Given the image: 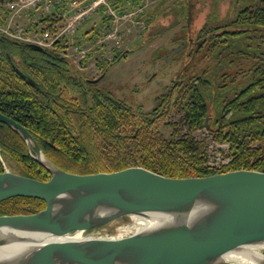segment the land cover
I'll list each match as a JSON object with an SVG mask.
<instances>
[{
    "label": "trees",
    "instance_id": "trees-1",
    "mask_svg": "<svg viewBox=\"0 0 264 264\" xmlns=\"http://www.w3.org/2000/svg\"><path fill=\"white\" fill-rule=\"evenodd\" d=\"M6 1L0 0L1 26L11 13L3 8ZM137 3L141 0H130L126 7L123 0L111 2L119 13ZM58 9L56 6L53 13L39 20L46 22L48 30L57 28ZM110 19L104 16L102 22ZM39 21L30 23L25 34L34 31ZM88 34L94 39L99 31L91 27L83 36ZM194 38L189 60L207 45L215 64L197 74L178 77L157 97L155 108L143 111L86 79L72 64L64 51L79 43L76 37L58 38L51 47L37 49L0 33V112L25 126L46 157L69 172L87 174L142 166L180 178L236 169L264 171V0H233L221 20L213 21L208 14ZM91 55L87 52L81 65ZM122 55L119 51L114 59ZM243 61H247V68ZM232 68L245 69L237 71L243 75L239 82L226 72ZM209 104L216 113L214 118ZM173 113L180 114L182 123L170 121ZM208 119L212 121L207 123ZM200 127L214 131L218 141L228 143L231 160L225 167L214 169L206 164L203 142L190 135ZM0 151L17 162V173L40 180L50 178L31 157L20 135L2 122ZM3 170L0 160V172ZM44 207L39 198L14 196L0 201V215L29 214Z\"/></svg>",
    "mask_w": 264,
    "mask_h": 264
},
{
    "label": "water",
    "instance_id": "water-1",
    "mask_svg": "<svg viewBox=\"0 0 264 264\" xmlns=\"http://www.w3.org/2000/svg\"><path fill=\"white\" fill-rule=\"evenodd\" d=\"M0 122L20 135L31 157L50 174L40 180L7 169L0 172V201L24 196L45 202L34 213L0 215V264H236L223 255L264 243L262 170L180 178L142 166L69 172L46 157L25 126L2 112ZM128 214L158 220L123 239L36 243L92 230ZM262 254L258 264H264Z\"/></svg>",
    "mask_w": 264,
    "mask_h": 264
},
{
    "label": "rangeland",
    "instance_id": "rangeland-1",
    "mask_svg": "<svg viewBox=\"0 0 264 264\" xmlns=\"http://www.w3.org/2000/svg\"><path fill=\"white\" fill-rule=\"evenodd\" d=\"M230 2L233 0H141L140 4L143 5L144 10L140 19L125 17L107 25L108 31L113 32L115 27L118 30L112 37L105 38L104 34L107 30L104 33L101 31V34L94 39H89L91 34L83 36L87 29L91 27L98 29L101 26L100 11L78 24L76 31L65 37H76L79 46L87 48V52H92L91 57L80 68L88 78H97L102 73L100 81L96 83L97 86L123 99L132 108L140 106L143 111H150L158 105L157 97L166 92L172 82L179 79L178 77L197 74L203 69H209V64H215L212 62V52L207 45L200 48L192 60H189L188 55L190 56L195 48L196 30L204 23L208 14L213 21L221 20L228 12ZM129 3L126 0L125 7ZM3 8L7 9L5 6ZM45 13L42 6H36L26 12L11 11L5 26L10 28L14 38L28 42L40 40L43 43L40 44L41 46L50 47L49 44L53 39L56 40L54 37L57 28L54 31L48 30L46 22L39 21ZM33 21H39L36 29L25 34L27 26ZM65 22L66 20H59L55 25L61 29ZM190 38L192 39L189 44ZM100 41L103 42L101 45ZM119 51H123L122 57L107 65V62L111 61L114 54ZM66 52L70 54L71 60L78 63L79 54L74 53L71 47ZM96 62L102 64L100 69ZM243 62L247 68V61ZM187 64L186 70L181 73ZM74 66L77 68L76 65ZM244 70L232 68L226 72L239 82L243 75L237 71ZM209 114L211 118L216 116L211 104H209ZM170 121L182 123L180 114L173 113ZM182 130L185 129L182 127ZM163 131L168 134V127L163 128ZM190 135L193 139L203 142L206 158L207 151L210 150L208 144L212 139L216 140L215 142H225L218 141L215 132L206 127L194 129ZM227 153L230 155L229 149ZM0 160L3 169L16 173L19 171L17 162L1 151ZM130 221L129 214L124 215L103 226L83 231L82 235L97 233L109 237L116 233L118 228L128 225ZM262 252L264 253V250Z\"/></svg>",
    "mask_w": 264,
    "mask_h": 264
},
{
    "label": "built area",
    "instance_id": "built-area-1",
    "mask_svg": "<svg viewBox=\"0 0 264 264\" xmlns=\"http://www.w3.org/2000/svg\"><path fill=\"white\" fill-rule=\"evenodd\" d=\"M113 1L117 0H8L5 2L4 6L14 13L26 12L36 6H42L43 12H46L45 14L53 13L56 6H59V9L55 11L56 15L58 18H60V20H66V22L64 25H62L61 29H59L60 27H57L56 36L54 37L55 39L72 35L76 31L78 24H81L93 14L97 13V11H100L102 19L104 16L111 18L108 22H102L101 20V26L97 29L99 34H101V31L104 33L107 30L104 35L105 38H108L112 37L116 31L118 32L116 27L114 28L113 32H111L112 30L108 31L109 29L107 28V25H110V22H118L120 19L125 17H134L140 19L144 10L142 4H137V6L135 5V7L126 9L125 11L119 13L117 9L111 4ZM123 1L125 3L126 0ZM128 1L130 2V0ZM123 6L125 7V5ZM0 30L6 32L10 36H13L8 26L3 28V26L0 25ZM52 42L49 44V46L52 45ZM33 43L43 45L40 40H36ZM102 43L103 42L100 41V45ZM70 47L74 53L79 54V60H82L88 51L87 48H83L81 45L79 46L78 44H72L64 51L68 58H70V54L68 55L66 51ZM215 141L216 140L212 139V142H209L208 144V148H210V150L207 151L208 154L206 164L211 168L221 169L225 167L231 160V156L227 153L229 145L227 142L220 143Z\"/></svg>",
    "mask_w": 264,
    "mask_h": 264
},
{
    "label": "bare ground",
    "instance_id": "bare-ground-1",
    "mask_svg": "<svg viewBox=\"0 0 264 264\" xmlns=\"http://www.w3.org/2000/svg\"><path fill=\"white\" fill-rule=\"evenodd\" d=\"M30 13V12H29ZM32 13V12H31ZM138 32V31H137ZM130 222L128 225H124L121 228H118L116 233L111 236H104L101 234L93 233L82 235V231H75L73 234L61 236V237H44L40 241H37V244L43 242H53V241H67V240H78L83 238H103V239H123L129 237L135 233L140 231L148 230L156 225L158 217H147L141 214H129ZM81 234V235H80ZM35 243V242H33ZM21 246L26 245L27 243H20ZM264 250V243H255L245 245V247L240 248V250H236L231 253H227L223 255L222 259L227 262H232L236 264H246V263H253L258 264V259L262 257V251Z\"/></svg>",
    "mask_w": 264,
    "mask_h": 264
},
{
    "label": "flooded vegetation",
    "instance_id": "flooded-vegetation-1",
    "mask_svg": "<svg viewBox=\"0 0 264 264\" xmlns=\"http://www.w3.org/2000/svg\"><path fill=\"white\" fill-rule=\"evenodd\" d=\"M0 33H3V34H5V35H7V36H10V35H8L6 32H3V31H1L0 30ZM10 37H13V36H10ZM14 38V37H13ZM21 40V39H20ZM24 41V40H23ZM26 42H28V41H26ZM29 43V42H28ZM39 47L40 48H37V49H41V47H43V46H41V45H39ZM51 47V46H50ZM36 48V47H35ZM65 54V53H64ZM66 55V54H65ZM122 57V56H121ZM118 59H114V56L112 57V60L111 61H108L107 62V65H110V64H112L113 62H116ZM71 62H72V64L74 63V65H76L77 66V69L78 70H80L81 72H82V69L80 68V67H82V65H81V60H79L78 61V63L77 62H74L73 60H71ZM96 64L98 65V62H96ZM98 67H99V69L102 67V64L101 65H98ZM102 72H104L103 70H102ZM85 75V74H84ZM101 76H102V73L99 75V77H97V78H88L86 75H85V78L86 79H88V80H90V81H93V83H98L99 81H100V79H101Z\"/></svg>",
    "mask_w": 264,
    "mask_h": 264
}]
</instances>
